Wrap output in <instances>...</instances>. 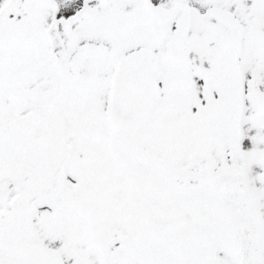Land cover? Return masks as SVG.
<instances>
[{
	"label": "snow or ice",
	"instance_id": "1",
	"mask_svg": "<svg viewBox=\"0 0 264 264\" xmlns=\"http://www.w3.org/2000/svg\"><path fill=\"white\" fill-rule=\"evenodd\" d=\"M0 264H264V0H0Z\"/></svg>",
	"mask_w": 264,
	"mask_h": 264
}]
</instances>
